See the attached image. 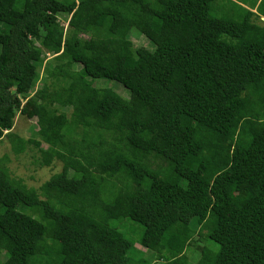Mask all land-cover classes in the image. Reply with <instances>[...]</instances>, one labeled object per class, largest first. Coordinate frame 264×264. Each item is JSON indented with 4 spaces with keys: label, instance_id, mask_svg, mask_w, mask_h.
<instances>
[{
    "label": "trees",
    "instance_id": "obj_1",
    "mask_svg": "<svg viewBox=\"0 0 264 264\" xmlns=\"http://www.w3.org/2000/svg\"><path fill=\"white\" fill-rule=\"evenodd\" d=\"M17 113L62 168L27 187L0 162V264H135L121 219L164 264H190L196 228L194 264H264V0H0V141L20 153Z\"/></svg>",
    "mask_w": 264,
    "mask_h": 264
},
{
    "label": "rangeland",
    "instance_id": "obj_2",
    "mask_svg": "<svg viewBox=\"0 0 264 264\" xmlns=\"http://www.w3.org/2000/svg\"><path fill=\"white\" fill-rule=\"evenodd\" d=\"M61 21L64 23V26L67 25V21H65L64 17L61 18ZM131 40L133 41L134 46L143 45L150 47L149 41L143 35L132 34ZM51 56V54H48L45 61ZM38 71L37 86H40L42 82L41 79L50 74L51 70L48 65L43 62L42 65L39 66ZM89 79L92 80V84L96 87H108L125 99L129 97L128 89L115 80H109L106 78ZM66 111L69 112V109ZM36 129L37 125L35 119H29L26 116L17 113L13 120L12 130L20 136L28 138V146L22 152L15 153L7 138L4 137L0 141V162L5 168H7L12 178L20 180L27 187H38L43 181L47 180L52 174L60 171L62 168V163L58 160H54L49 165L40 164L41 154L38 149L39 138L36 135ZM47 144L48 141L42 142L41 147L45 148ZM110 225L116 227V229L126 238L134 242V247L132 248L133 250L131 253H135V255L138 256L133 261L135 264H141L136 263L138 259L141 258L146 259L152 264H164L163 260L156 259V254L139 241L143 231L141 225L129 219L113 220L110 222ZM196 230L198 231L194 235L195 240L185 250V253L189 258L188 263L190 264H194L199 257V251L196 244L202 245L206 241L204 235L206 230L200 228H196ZM140 250L143 251V253ZM5 259V252L0 250V261H4Z\"/></svg>",
    "mask_w": 264,
    "mask_h": 264
}]
</instances>
